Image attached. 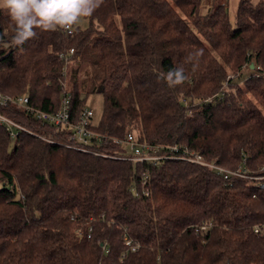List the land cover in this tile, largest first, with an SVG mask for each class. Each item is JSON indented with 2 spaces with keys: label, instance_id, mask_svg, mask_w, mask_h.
Instances as JSON below:
<instances>
[{
  "label": "trees",
  "instance_id": "obj_1",
  "mask_svg": "<svg viewBox=\"0 0 264 264\" xmlns=\"http://www.w3.org/2000/svg\"><path fill=\"white\" fill-rule=\"evenodd\" d=\"M228 1L105 0L85 27L37 29L22 47L0 10L1 91L48 112L71 94L74 122L104 96L90 124L104 138L88 142L2 108L32 132L0 125V264H264V0H241L235 26ZM178 68L187 79L170 88L161 77ZM128 133L252 178L170 148L127 158Z\"/></svg>",
  "mask_w": 264,
  "mask_h": 264
},
{
  "label": "built area",
  "instance_id": "obj_2",
  "mask_svg": "<svg viewBox=\"0 0 264 264\" xmlns=\"http://www.w3.org/2000/svg\"><path fill=\"white\" fill-rule=\"evenodd\" d=\"M70 53H74V48L70 49ZM66 59L64 55H61ZM211 100V98H210ZM18 107L23 109L28 114L32 115L34 119L43 123H52L61 129H67L69 131L68 136L70 139L88 142L91 138H97L103 140V136L90 128L94 111L85 107L81 114L80 119L76 122L71 119V94H64L62 104L60 108L55 112H48L35 106L32 102L30 95L27 94H9L0 90V125H3L9 132L12 139H16L23 131L32 132L25 125L13 119L11 116L2 111V108ZM120 143L121 140H114ZM127 151L131 154H125L127 158L134 159L136 161L146 160H159L160 158L169 157L174 153V157L183 158L191 162L207 166L212 170L222 174L224 178H231L233 175L244 176L246 178L251 175L247 171L239 167L235 170L226 168L223 165L218 164L215 161H209L202 153L197 150H193L186 144L174 143L172 145L152 144L143 141H139L133 133H128L124 140ZM162 148H170L171 155H158V152ZM151 152H156L152 154ZM264 177V176H263ZM264 187V181L261 184ZM209 224L202 225V229H206ZM260 228L257 226L256 231ZM130 244L131 241L127 240ZM138 247L133 246L136 250Z\"/></svg>",
  "mask_w": 264,
  "mask_h": 264
},
{
  "label": "clouds",
  "instance_id": "obj_3",
  "mask_svg": "<svg viewBox=\"0 0 264 264\" xmlns=\"http://www.w3.org/2000/svg\"><path fill=\"white\" fill-rule=\"evenodd\" d=\"M105 0H0V10H5L11 21V44L22 47L42 32L64 31L71 33L81 18L91 17ZM200 53H196V59ZM197 64H193V71ZM164 79L170 88L187 79L182 68L170 70Z\"/></svg>",
  "mask_w": 264,
  "mask_h": 264
},
{
  "label": "rangeland",
  "instance_id": "obj_4",
  "mask_svg": "<svg viewBox=\"0 0 264 264\" xmlns=\"http://www.w3.org/2000/svg\"><path fill=\"white\" fill-rule=\"evenodd\" d=\"M241 0H229L228 1V12L230 19L233 22V25L235 26V17H236V12L239 6ZM205 4V3H204ZM204 9V7H203ZM88 25V19L86 18H81L80 22L75 26L76 27H85ZM252 70L250 69H245L240 76V79H244L245 77H248L251 74ZM230 76H235V73H232ZM243 80L241 81V83ZM87 107L91 108L94 111V121L98 122L100 118L102 117L103 110H104V96L101 93H91L87 97ZM244 177V176H242ZM252 178V176H251Z\"/></svg>",
  "mask_w": 264,
  "mask_h": 264
},
{
  "label": "water",
  "instance_id": "obj_5",
  "mask_svg": "<svg viewBox=\"0 0 264 264\" xmlns=\"http://www.w3.org/2000/svg\"><path fill=\"white\" fill-rule=\"evenodd\" d=\"M252 67H254V64H252Z\"/></svg>",
  "mask_w": 264,
  "mask_h": 264
}]
</instances>
